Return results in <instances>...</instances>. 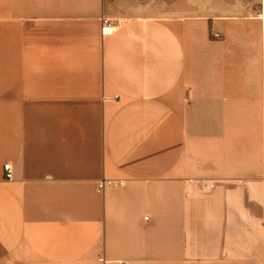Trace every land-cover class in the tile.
Wrapping results in <instances>:
<instances>
[{
  "label": "crops",
  "instance_id": "crops-1",
  "mask_svg": "<svg viewBox=\"0 0 264 264\" xmlns=\"http://www.w3.org/2000/svg\"><path fill=\"white\" fill-rule=\"evenodd\" d=\"M121 263L264 264V0H0V264Z\"/></svg>",
  "mask_w": 264,
  "mask_h": 264
},
{
  "label": "built area",
  "instance_id": "built-area-1",
  "mask_svg": "<svg viewBox=\"0 0 264 264\" xmlns=\"http://www.w3.org/2000/svg\"><path fill=\"white\" fill-rule=\"evenodd\" d=\"M114 30L113 26H112V21L109 19H101V28H100V35L102 38L110 35L112 33V31ZM213 37L217 38L218 35L217 34H213ZM3 172H4V179L5 180H12V168L11 165L9 163L4 164L3 166ZM105 184H107L108 186H122V182H113V181H109V182H105L104 180H101L97 183V191L101 192L104 187ZM204 188L209 189L212 188V184H204ZM148 218L145 217L144 220H147ZM121 264H126V263H121Z\"/></svg>",
  "mask_w": 264,
  "mask_h": 264
}]
</instances>
